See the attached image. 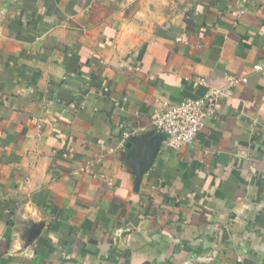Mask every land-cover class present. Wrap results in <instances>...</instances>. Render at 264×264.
I'll return each mask as SVG.
<instances>
[{"label": "crops", "instance_id": "0c3cea01", "mask_svg": "<svg viewBox=\"0 0 264 264\" xmlns=\"http://www.w3.org/2000/svg\"><path fill=\"white\" fill-rule=\"evenodd\" d=\"M228 75L136 187L128 138ZM0 264H264V0H0Z\"/></svg>", "mask_w": 264, "mask_h": 264}, {"label": "built area", "instance_id": "2783aa9c", "mask_svg": "<svg viewBox=\"0 0 264 264\" xmlns=\"http://www.w3.org/2000/svg\"><path fill=\"white\" fill-rule=\"evenodd\" d=\"M254 69L259 70L260 65L254 66ZM226 78L227 84L222 88L207 85L198 79L199 84L206 87L202 97L180 102H165L154 109L151 123L157 131L166 136L163 142L165 148L178 150L192 144L204 121L215 114L217 102L231 97L235 88L247 82L245 77L228 75Z\"/></svg>", "mask_w": 264, "mask_h": 264}, {"label": "water", "instance_id": "95a60500", "mask_svg": "<svg viewBox=\"0 0 264 264\" xmlns=\"http://www.w3.org/2000/svg\"><path fill=\"white\" fill-rule=\"evenodd\" d=\"M142 139L143 138L132 136L128 138L126 143V149L129 150L128 160H132L136 187L140 183L143 175L153 164L166 136L159 133L150 137L148 141H143Z\"/></svg>", "mask_w": 264, "mask_h": 264}]
</instances>
